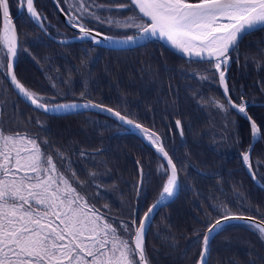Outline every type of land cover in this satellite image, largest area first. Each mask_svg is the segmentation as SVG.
Listing matches in <instances>:
<instances>
[{"label":"trees","instance_id":"obj_1","mask_svg":"<svg viewBox=\"0 0 264 264\" xmlns=\"http://www.w3.org/2000/svg\"><path fill=\"white\" fill-rule=\"evenodd\" d=\"M59 1L67 12L63 0ZM10 5L23 47L28 49L20 54L16 65V74L26 85L41 94L55 96L60 103L72 100L73 94L78 99L86 84L88 99L121 111L157 132L181 169L177 198L159 208L146 234L152 264H195L201 245L194 243V230H201L202 238L205 213L212 212L209 205L217 202L210 197L225 202L235 200L233 185L253 206L264 211V188L251 178L242 162L241 154L253 144L249 122L235 110L226 116L198 103L201 97L223 100V90L217 83L199 80L206 65L188 63L157 41L124 50L100 47L90 40L61 44L35 25L26 10L17 7V0H10ZM35 6L46 15L48 31L54 37L76 35L55 10L52 0H35ZM120 11L125 16L130 14ZM96 30L124 34L104 26ZM262 51L264 29L255 30L241 42L239 62L233 60L227 77L235 92L233 99L244 94L245 100L250 101L249 114L264 131V63L256 66V61L264 60ZM245 54H249L247 61ZM46 75L52 77L60 92L68 94L66 100L57 95ZM69 77L70 85L63 83ZM0 102V116L6 126L38 133L73 161L72 169L85 182L82 191L93 197L90 202L102 211L107 204L112 216L130 218L137 204V160L145 173L152 174L146 177L150 183L139 200L140 215L157 198L162 180L156 169L161 163L166 165L165 161L140 136L125 133L126 126L114 117L97 110L63 116L45 114L28 106L4 79H0ZM176 119L182 121L183 137L175 126ZM233 120L237 123L233 124ZM98 149L99 154L94 155ZM82 151L85 157H81ZM251 160L254 170L264 174V164L258 169L256 165L257 161H264V140L260 137L253 145ZM89 172L96 173L95 180ZM259 181L264 185V180ZM97 194L99 198H95ZM229 206L238 211L234 204ZM245 214L257 215L254 210ZM212 216L215 218L216 213L212 212ZM210 249L208 264H264V241L242 222H232L216 234Z\"/></svg>","mask_w":264,"mask_h":264},{"label":"snow or ice","instance_id":"obj_2","mask_svg":"<svg viewBox=\"0 0 264 264\" xmlns=\"http://www.w3.org/2000/svg\"><path fill=\"white\" fill-rule=\"evenodd\" d=\"M63 3L68 9L67 24L79 32L73 39L122 47L157 38L166 41L181 58H187L188 63L206 65L199 80L217 83L223 90V100L215 96L201 97L200 106L214 108L226 116L235 110L249 122L250 136L264 140V131L248 112L250 101L245 100L243 93L233 99L235 92L226 76L233 60L239 62V44L243 38L264 29V0H107L105 3L63 0ZM10 7V0H0V79L7 80L17 95L35 110L46 114L80 109L106 112L120 124L139 131L166 165L157 166L156 172L162 180L157 198L140 215L139 200L146 184L150 183L146 177L152 174L145 173L141 162L136 161L137 204L130 218L121 220L110 214L109 205H103L102 211L90 202L93 197L82 191L85 182L79 179L72 169L73 161L64 152L38 133L13 130L0 116V264H152L146 248V234L157 209L176 196L181 169L157 132L121 111L88 99L90 93L86 84L78 99L73 94L72 100L60 103L55 96L41 94L26 85L16 74L15 62L28 49L23 47ZM17 7L25 9L29 19L48 34L47 17L36 8L35 0H17ZM120 10L130 14L122 15ZM89 23L93 27H89ZM100 26L124 34L107 35L96 30ZM58 42L68 43L67 40ZM261 54L264 55V51ZM248 58L249 54H245L246 61ZM261 63L264 60L256 61L257 68ZM148 71L152 74L151 69ZM191 74L197 75L196 72ZM46 78L51 87L57 89L52 77L46 75ZM63 83L70 85L71 77ZM57 95L66 100L68 94L57 89ZM232 123L237 122L233 120ZM37 124L41 122L37 120ZM175 126L183 137L180 119L175 120ZM252 148L250 144L241 154L242 162L254 181L258 177L264 180V174L254 170ZM80 155L85 157L86 153L82 151ZM261 164L264 161L256 162L257 169ZM88 175L95 180V172ZM233 194L235 200L229 202L210 197L217 201L209 205L216 216L213 218L212 212L205 213L202 238L201 230H194V243L201 245L195 264H208L214 235L233 221L242 222L264 241V211L253 206L235 185ZM95 198H99L98 194ZM230 203L238 211L234 212ZM253 210L257 215L245 214Z\"/></svg>","mask_w":264,"mask_h":264},{"label":"water","instance_id":"obj_3","mask_svg":"<svg viewBox=\"0 0 264 264\" xmlns=\"http://www.w3.org/2000/svg\"><path fill=\"white\" fill-rule=\"evenodd\" d=\"M53 1V4H54V7H55V9H56V11H58L59 12V14H60V16H61V18H62V20L63 21H65V23L67 24V16H66V11H61L60 9L62 8L61 7V4H60V2H59V0H52ZM10 15H11V17H12V14L10 13ZM12 20H13V18H12ZM13 22H14V20H13ZM68 25V24H67ZM69 26V25H68ZM73 31H75L76 33H77V35L76 36H74V37H78L79 36V32H78V30H76V29H74L73 27H71V26H69ZM99 31V30H98ZM103 32V31H102ZM105 33V32H104ZM105 34H107V33H105ZM47 35H49L53 40H55V41H59V40H67L68 41V43H70V41H80V39H73V37H70V38H56V37H54L49 31H48V34ZM107 35H110V34H107ZM113 35V34H112ZM248 36V35H247ZM247 36H245L244 38H243V40L247 37ZM242 40V41H243ZM155 41H157V42H159L160 44H162V46L164 47V48H168L170 51H172L176 56L178 55L179 57H181L180 56V54H178V53H176L175 52V50L174 49H172L171 48V46L166 42V41H162V40H159V39H157V38H151L150 40H147V41H142V42H139L137 45H129V46H122V47H112V46H107L106 44L105 45H98V46H100V47H105V48H109V49H122V50H124V49H129V48H134V47H138V46H143V45H145L146 43H149V42H155ZM241 41V42H242ZM241 42H240V44H241ZM240 44H239V47H240ZM185 60H187V58H184ZM17 63H18V59L16 60V62H15V71H16V68H17ZM227 74H228V72L226 73V76H227ZM228 78V77H227ZM12 87V86H11ZM13 88V87H12ZM15 91V90H14ZM15 93H16V95H17V92L15 91ZM18 96V95H17ZM18 97H20V96H18ZM21 98V97H20ZM28 106H30V104L29 103H27L23 98H21ZM31 107H33V106H31ZM34 108V107H33ZM95 111V110H97V111H99V112H101L100 111V109H90V110H84V109H80V110H77V111H75V112H58V113H47V114H49V115H56V116H63V115H74V113H79V112H84V111ZM38 111H40V110H38ZM41 112V111H40ZM43 112V111H42ZM102 113H106V112H102ZM46 114V113H45ZM107 114V113H106ZM109 115V114H108ZM126 126V125H125ZM126 130L124 131L125 133H128V132H131V133H133V134H135V135H138V136H140L148 145H151L141 134H140V132L139 131H137L135 128H133V127H130V126H126ZM165 163H166V161H165ZM256 183H259L258 181H256ZM261 186L263 185V184H261V183H259ZM180 179H179V187H178V189H177V194H176V196L174 197V198H172V199H170L166 204H168V203H171V202H173L176 198H177V195H178V193H179V191H180ZM263 188H264V186H262ZM161 207H163V206H161ZM161 207H159V208H161ZM159 208L157 209V211L159 210ZM156 211V212H157ZM233 222H237V223H239V221H233ZM148 232V231H147ZM216 235V234H215ZM214 235V236H215ZM212 242V241H211ZM210 251H211V249H210Z\"/></svg>","mask_w":264,"mask_h":264},{"label":"flooded vegetation","instance_id":"obj_4","mask_svg":"<svg viewBox=\"0 0 264 264\" xmlns=\"http://www.w3.org/2000/svg\"><path fill=\"white\" fill-rule=\"evenodd\" d=\"M59 2H60V1H59ZM52 3H53V1H52ZM53 5H54V4H53ZM61 7H62V6H61ZM54 8H55V7H54ZM55 10H56V9H55ZM58 13H59V12H58ZM66 13H67V12H66ZM64 22H65V21H64ZM65 24H66V23H65ZM66 25H67V24H66ZM67 26H68V25H67ZM68 27H69V26H68ZM74 32H75V31H74ZM76 35H77V33H76ZM76 35H75V36H76ZM72 37H74V36H72ZM120 50H121V49H120ZM258 138H259V137L252 138V140H253V142H252L253 144H252V145H254V144L256 143V141L258 140ZM251 152H252V151H251ZM250 155H251V153H250ZM257 181H258L259 183L263 184L262 182L259 181V179H257ZM255 182H256V181H255Z\"/></svg>","mask_w":264,"mask_h":264}]
</instances>
